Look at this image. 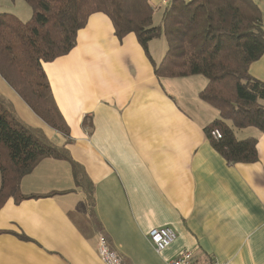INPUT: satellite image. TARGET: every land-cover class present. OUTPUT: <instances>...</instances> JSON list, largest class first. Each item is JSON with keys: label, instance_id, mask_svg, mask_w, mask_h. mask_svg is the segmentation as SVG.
<instances>
[{"label": "crops", "instance_id": "obj_1", "mask_svg": "<svg viewBox=\"0 0 264 264\" xmlns=\"http://www.w3.org/2000/svg\"><path fill=\"white\" fill-rule=\"evenodd\" d=\"M148 1L161 12L159 25L172 0ZM252 1L264 30V0ZM159 38L147 52L133 32L119 39L110 17L96 12L69 53L43 63L69 135L0 75V95L68 152L94 194L92 202L68 160H40L20 183L38 197H10L0 209V264H103L100 235L126 264H166L184 249L202 264H264V132L227 120L238 139L255 138L258 151L254 162L229 163L207 134L220 118L199 96L207 78L157 76L167 50ZM249 72L264 83V54ZM165 226L177 237L158 253L148 232Z\"/></svg>", "mask_w": 264, "mask_h": 264}, {"label": "trees", "instance_id": "obj_2", "mask_svg": "<svg viewBox=\"0 0 264 264\" xmlns=\"http://www.w3.org/2000/svg\"><path fill=\"white\" fill-rule=\"evenodd\" d=\"M24 1L32 10L30 19L0 13V75L51 128L69 135L43 63L69 53L90 15L103 12L119 39L133 32L147 52L151 40L164 37L167 50L155 67L156 75L205 76L208 83L199 96L220 111V118L206 128L212 146L229 163L258 159L257 140L238 139L226 123L231 120L237 128L253 126L264 132V105L259 102L264 83L249 72L264 54L262 16L252 0H172L159 25H154L148 0ZM216 128L222 134L219 139L211 135ZM47 157L68 160L77 185L93 202L82 167L43 131L21 121L0 95V209L10 197L16 202L38 197L22 193L20 183Z\"/></svg>", "mask_w": 264, "mask_h": 264}, {"label": "built area", "instance_id": "obj_3", "mask_svg": "<svg viewBox=\"0 0 264 264\" xmlns=\"http://www.w3.org/2000/svg\"><path fill=\"white\" fill-rule=\"evenodd\" d=\"M190 1V0H182ZM211 135L215 139L222 137L219 129H213ZM176 232L168 226L154 227L148 232V238L152 242L155 250L160 253L168 246H170L176 239ZM97 252L99 259L103 264H126L123 258L113 251L108 244L107 238L104 235H100L98 239ZM166 264H202L195 256L194 251L189 249L182 250L176 257L169 259ZM211 264H224L217 260L211 261Z\"/></svg>", "mask_w": 264, "mask_h": 264}, {"label": "rangeland", "instance_id": "obj_4", "mask_svg": "<svg viewBox=\"0 0 264 264\" xmlns=\"http://www.w3.org/2000/svg\"><path fill=\"white\" fill-rule=\"evenodd\" d=\"M0 12H11L18 15L23 21H26L31 18L32 10L30 6L24 0H0ZM161 17V12H156L154 15V25H156ZM161 39V40H160ZM155 45L159 47V41L163 42V38L155 39ZM155 46H152L154 50ZM2 94V92L0 91ZM21 121L25 124H31L30 120L23 114L18 116Z\"/></svg>", "mask_w": 264, "mask_h": 264}]
</instances>
